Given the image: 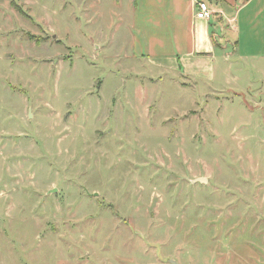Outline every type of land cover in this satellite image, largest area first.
<instances>
[{
    "label": "rangeland",
    "instance_id": "1",
    "mask_svg": "<svg viewBox=\"0 0 264 264\" xmlns=\"http://www.w3.org/2000/svg\"><path fill=\"white\" fill-rule=\"evenodd\" d=\"M175 1L0 0V264H264V64L173 69Z\"/></svg>",
    "mask_w": 264,
    "mask_h": 264
},
{
    "label": "crops",
    "instance_id": "2",
    "mask_svg": "<svg viewBox=\"0 0 264 264\" xmlns=\"http://www.w3.org/2000/svg\"><path fill=\"white\" fill-rule=\"evenodd\" d=\"M190 1L194 11L191 18L176 19L173 54L179 57L173 60V69L183 68L184 75L197 82L207 73L213 81L216 71L229 76L242 64L245 70L248 63L264 64V0H202L214 11L209 21L196 18L197 2L201 0ZM178 6L175 7L179 16L183 10ZM183 30L187 31L185 40ZM153 45L150 39L147 47ZM159 45L165 46L164 43ZM262 75L264 77V72ZM3 91L0 84V117Z\"/></svg>",
    "mask_w": 264,
    "mask_h": 264
},
{
    "label": "built area",
    "instance_id": "3",
    "mask_svg": "<svg viewBox=\"0 0 264 264\" xmlns=\"http://www.w3.org/2000/svg\"><path fill=\"white\" fill-rule=\"evenodd\" d=\"M214 16V11L206 1L197 2L196 18L198 20L209 21Z\"/></svg>",
    "mask_w": 264,
    "mask_h": 264
},
{
    "label": "water",
    "instance_id": "4",
    "mask_svg": "<svg viewBox=\"0 0 264 264\" xmlns=\"http://www.w3.org/2000/svg\"><path fill=\"white\" fill-rule=\"evenodd\" d=\"M173 264H176V263L173 262Z\"/></svg>",
    "mask_w": 264,
    "mask_h": 264
}]
</instances>
